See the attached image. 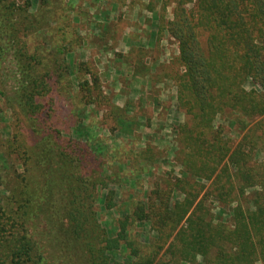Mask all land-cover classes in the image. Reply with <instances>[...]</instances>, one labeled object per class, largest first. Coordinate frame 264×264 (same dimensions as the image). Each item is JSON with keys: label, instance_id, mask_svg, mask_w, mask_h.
<instances>
[{"label": "trees", "instance_id": "obj_1", "mask_svg": "<svg viewBox=\"0 0 264 264\" xmlns=\"http://www.w3.org/2000/svg\"><path fill=\"white\" fill-rule=\"evenodd\" d=\"M36 1L34 10L31 0H0V64L11 52L13 41L16 44L22 37L19 60L26 76L21 86V104L28 115L46 111L37 95L42 90L51 93L52 78L64 73L61 57L48 59L59 52L58 46L55 50L41 45L31 48L28 40L48 35L52 25L49 17L55 36L65 35L69 27L58 23L62 15L55 5L64 8L63 0ZM175 3L166 27L179 42V61L185 68L179 98L193 120L186 121L181 129L186 151L183 163L192 173L175 184L185 190L184 199L173 203L171 190L156 186L147 202H137L133 214L121 220L120 233L108 236L94 223V187L90 175L82 172V155L62 150L61 178L68 185L63 201L58 191L65 185L60 189L59 185L47 184L58 180L43 137H39L34 143L36 161L46 176L45 191L40 197L37 184L28 181L29 169L22 174L11 170L0 154V186L5 189L0 197V264H53L43 238L31 225L37 213L57 224L60 257L68 264H75L81 255L82 264H144L142 251L130 249L135 238L129 239L130 246L121 241L127 238L128 225L142 220L150 221L159 230L179 227L183 239L179 249L170 244L167 250L174 255L179 251L184 259L191 255L194 264L199 257L206 264H264V159L257 157L264 152V0ZM37 62L43 65L34 69L39 67ZM42 66L45 70H41ZM249 83L255 87L248 89ZM8 101L13 106L9 97ZM222 115L229 118L231 126L237 121L242 128L254 124L233 145L225 137L223 126L216 123ZM214 173L213 183L218 184H211L205 195L215 189L216 196L227 206L237 201L229 223L216 220L204 196L199 198L204 186L201 180L199 189H192L197 179H209ZM183 220L186 223L181 225ZM46 223V231H51L53 228L47 220ZM94 231L101 236L99 243ZM123 245L129 260L112 262L107 251Z\"/></svg>", "mask_w": 264, "mask_h": 264}, {"label": "rangeland", "instance_id": "obj_2", "mask_svg": "<svg viewBox=\"0 0 264 264\" xmlns=\"http://www.w3.org/2000/svg\"><path fill=\"white\" fill-rule=\"evenodd\" d=\"M31 3L36 10L37 1ZM63 4L65 10L61 4L55 7L62 15L58 23L69 26L67 33L55 36L49 17L52 25L48 35L28 40L31 48L41 45L46 50H55L58 46L59 52L48 59L62 58L64 73L52 78L51 93L42 90L37 95L46 111H29L28 115L21 104V86L26 76L19 60L22 37L16 44L13 41L11 52L0 64V154L11 170L22 174L29 169L28 181L37 184L39 197L45 191L46 176L36 161L37 138L43 137L46 155L58 180L47 184L59 185L60 189L65 185L61 178L62 150L81 154L82 172L90 175L94 187V223L106 235L115 237L122 230L121 220L133 214L137 202H147L156 186L171 190L174 203L185 196V190L175 184L180 178L186 179L187 174L192 175L183 163L186 151L181 136L183 124L193 121L179 98L185 68L179 61V42L166 27L176 3L175 0H63ZM35 64L39 67L34 69L43 65ZM41 70L45 68L42 66ZM253 87L251 83L247 85L248 89ZM228 119L219 116L216 123L223 126L225 137L236 145L254 123L242 128L240 121L231 126ZM257 157L263 160L264 152ZM214 177L215 173L209 179H197V183L201 180L204 184L199 198L204 196L216 220L229 223L237 201L227 206L216 196L215 189L205 195L211 184L217 186ZM197 183L192 185L194 192L199 189ZM3 192L5 189L0 186V197ZM66 193L68 185L58 191V196L66 201ZM223 204L227 206L225 209ZM46 220L53 228L51 231H46ZM185 223L183 220L181 225ZM31 225L37 236L43 238L52 263L68 264L60 257L57 224L49 216L37 213ZM178 229L159 230L148 220L136 221L128 225L127 238L121 241L128 245L129 239L135 238L130 249L142 251L140 258L144 264L148 259L149 264H194L191 255L184 259L179 251L174 255L167 250L170 244L179 249L183 239ZM93 235L99 243L101 236L96 231ZM107 253L112 262L129 260L124 245ZM82 258L79 256L75 264H82ZM195 262L206 264L201 257Z\"/></svg>", "mask_w": 264, "mask_h": 264}]
</instances>
